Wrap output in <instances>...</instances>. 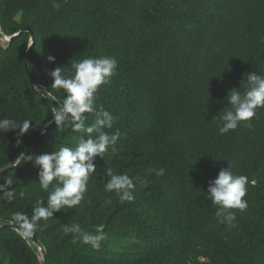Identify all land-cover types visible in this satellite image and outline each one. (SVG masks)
Instances as JSON below:
<instances>
[{
    "label": "trees",
    "instance_id": "trees-1",
    "mask_svg": "<svg viewBox=\"0 0 264 264\" xmlns=\"http://www.w3.org/2000/svg\"><path fill=\"white\" fill-rule=\"evenodd\" d=\"M24 27L35 38L30 69L39 85L25 66L31 33L1 40L0 119H28L31 127L22 137L19 129L0 132V169L41 139L32 161L0 175L14 178L16 192L11 202L0 200V220L18 225L16 212L30 217L36 200L47 203L35 156L75 147L85 135L56 123L47 129L55 119L50 101L62 108L66 95L51 86V71L72 75V64L109 56L118 68L96 103L116 117L105 131L119 130L120 139L115 152L97 156L81 204L40 221L46 227L33 233L50 263L264 264V108L251 127L242 122L224 135L218 127L229 91L248 72L264 75V0H0L3 34ZM230 167L249 181L248 208L232 210L235 226L219 223L217 206L205 199L209 182ZM106 168L134 179L133 202L104 190ZM161 168V176L151 171ZM74 223L92 234L103 230L99 251L64 233ZM18 233L0 230V264H45L38 246Z\"/></svg>",
    "mask_w": 264,
    "mask_h": 264
},
{
    "label": "clouds",
    "instance_id": "clouds-1",
    "mask_svg": "<svg viewBox=\"0 0 264 264\" xmlns=\"http://www.w3.org/2000/svg\"><path fill=\"white\" fill-rule=\"evenodd\" d=\"M53 6L58 8L59 4L54 3ZM49 60L54 62L55 57L49 56ZM71 67L72 75L62 67H56L50 73L53 77L51 86L66 93L62 108L56 109L53 115L59 128L70 127L73 132L85 135L79 137L75 147L61 146L51 153L35 156L34 166L39 169V186L49 194L47 203L44 199L36 200L30 217L23 212L15 213L14 220L20 229L18 234L25 239L30 238L38 228L46 227V223L41 225L40 221L47 222L55 212L73 209L81 204L88 190L89 179L97 174V156L104 158L109 149L115 152L120 139L119 130L112 133L105 131L113 128L116 117L104 109L103 105L96 103L101 86L109 84L116 74L118 61L109 56L85 58ZM246 74V81L244 78L241 87L232 88L226 97L230 107H224L218 115L221 135L235 130L242 122H248L246 126L251 127L257 109L264 108V75L256 71ZM34 91L39 92L41 96L46 94V89L41 91L37 86ZM85 114L93 115L94 122L87 123L88 116ZM30 127L31 121L28 119L20 124L8 118L0 119L2 133L19 129L18 136L22 137ZM27 159L32 161L33 157L28 156ZM19 163L20 161L16 164ZM151 171L157 176L164 174L163 168ZM105 173L108 177L104 184L106 192H115L121 203L135 200L133 178L127 174H117L111 168H106ZM0 181V200L11 202L16 197L14 178L7 176L0 178ZM248 183L246 176L234 175L231 167L222 169L217 177L209 182L205 199L211 200L212 205L217 206L215 216L219 223L235 226L236 212L232 210L243 212L248 208V201L244 199ZM50 186L53 190L49 192ZM19 195L24 197L25 192L21 191ZM63 231L65 234H73L95 251L101 249L102 242L106 239L102 229L98 228L96 234H92L84 231L79 223L65 224Z\"/></svg>",
    "mask_w": 264,
    "mask_h": 264
},
{
    "label": "water",
    "instance_id": "water-1",
    "mask_svg": "<svg viewBox=\"0 0 264 264\" xmlns=\"http://www.w3.org/2000/svg\"><path fill=\"white\" fill-rule=\"evenodd\" d=\"M23 32H30V33H31V36H32V43L30 44V46H29V48H28V50H27V52H26V56H25V66H26L27 73H28V75H29V77H30L32 83H33L34 85H37V86H38L39 83H38L37 79L34 77L33 73L31 72V69H30V58H31V55H32L33 44H34V41H35V38H34V35H33L32 30H31L29 27H24L20 32H18V33H16V34L12 35V36H10V37L4 35L3 32L0 30V40H2V41H4V42H7V43H12V42L14 41V39H15L16 37H18V36H19L21 33H23ZM50 102H51V104H52V106L54 107L55 110L58 109V108L55 106V104L53 103V101H50ZM55 123H56V122H55V119H54V120L50 123L49 127H47V129L50 128V127H51L53 124H55ZM40 139H41V137H40V138L37 140V142H36L35 144H33L32 147H31V148H30V149H29V150H28V151L22 156V158L19 160L20 163H21L25 158H27V156H28L31 152H33V151L36 149L38 143L40 142ZM20 163H19V164H20ZM17 165H18V164H13V165H9V166H7V167H5V168L0 169V175H1V174H4V173H6V172H8L9 170H12V169L15 168ZM0 224H1V226H0V230H2V229L5 228V227H10V228H14V229L20 231L18 225L15 224V223H13V222H11V221H9V220H0ZM30 239L34 242V244H36V246H38L39 250L41 251L42 259H43L44 263H45V264H51L50 261H49V258H48V254H47V252H46L44 246L42 245V243H41L38 239H36L33 235L30 237Z\"/></svg>",
    "mask_w": 264,
    "mask_h": 264
},
{
    "label": "rangeland",
    "instance_id": "rangeland-1",
    "mask_svg": "<svg viewBox=\"0 0 264 264\" xmlns=\"http://www.w3.org/2000/svg\"><path fill=\"white\" fill-rule=\"evenodd\" d=\"M0 44H1V40H0ZM125 245V244H124Z\"/></svg>",
    "mask_w": 264,
    "mask_h": 264
}]
</instances>
